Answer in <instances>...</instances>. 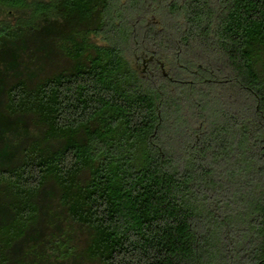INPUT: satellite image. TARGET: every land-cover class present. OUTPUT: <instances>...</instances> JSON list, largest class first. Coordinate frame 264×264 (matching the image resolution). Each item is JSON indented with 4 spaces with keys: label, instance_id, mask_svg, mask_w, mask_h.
I'll use <instances>...</instances> for the list:
<instances>
[{
    "label": "trees",
    "instance_id": "1",
    "mask_svg": "<svg viewBox=\"0 0 264 264\" xmlns=\"http://www.w3.org/2000/svg\"><path fill=\"white\" fill-rule=\"evenodd\" d=\"M82 256L264 264V0H0V264Z\"/></svg>",
    "mask_w": 264,
    "mask_h": 264
},
{
    "label": "rangeland",
    "instance_id": "2",
    "mask_svg": "<svg viewBox=\"0 0 264 264\" xmlns=\"http://www.w3.org/2000/svg\"><path fill=\"white\" fill-rule=\"evenodd\" d=\"M45 57H46V55H41V56H40V59H41V62H42V63L44 62ZM78 236H79L81 239H79L76 243H73V246H76V248H77V254H78V255H81V254H82V246H83V243H82L83 238L80 236V234H78ZM17 257H18V255L15 254V258H17ZM28 261H29L30 264H32L33 261L37 262V259H35V258H29ZM35 264H43V262H40V261H39L38 263H35ZM72 264H93V263H89V262H87L86 259H84V257L82 256V259H80V260H76V261H75L74 263H72Z\"/></svg>",
    "mask_w": 264,
    "mask_h": 264
}]
</instances>
